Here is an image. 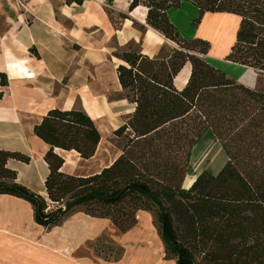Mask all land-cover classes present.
I'll return each instance as SVG.
<instances>
[{
    "label": "trees",
    "instance_id": "trees-1",
    "mask_svg": "<svg viewBox=\"0 0 264 264\" xmlns=\"http://www.w3.org/2000/svg\"><path fill=\"white\" fill-rule=\"evenodd\" d=\"M72 1L83 3L67 0ZM185 3L197 8L194 27L206 13L241 17L237 42L226 60L264 74V0H131L129 13L146 8V24L183 49L150 58L130 43L113 53L123 63L117 68L121 96L135 105L114 132L127 137L121 155L96 174L64 173L65 160L55 149L90 160L102 136L83 110L52 109L34 128L49 146L44 157L49 200L17 183V173L7 168L10 160L28 164L30 158L5 150H0V194L30 203L34 221L47 229L61 225L79 207L93 217L110 219L122 232L137 224L139 211L154 213L167 258L177 264H199L197 254L218 262L264 264V92L240 84L205 60L208 42L180 35L168 12ZM187 64L190 76L179 89L175 80ZM0 82L7 85L5 74H0ZM207 130L225 151L227 164L216 176L208 171L197 175L184 189L193 148ZM175 153L180 154L175 156L178 164L173 163ZM168 168L178 173V181ZM82 196L88 197L76 208L63 210ZM130 201H135L130 213L104 211ZM103 243L105 239L95 245L97 254L115 258V247Z\"/></svg>",
    "mask_w": 264,
    "mask_h": 264
},
{
    "label": "crops",
    "instance_id": "crops-1",
    "mask_svg": "<svg viewBox=\"0 0 264 264\" xmlns=\"http://www.w3.org/2000/svg\"><path fill=\"white\" fill-rule=\"evenodd\" d=\"M82 2L0 0V74H5L8 82L6 86L0 82V150L30 158L28 164L10 160L7 168L17 173V183L47 201L45 181L49 167L44 157L49 146L35 135V126L52 109H77L88 114L102 136L96 155L83 160L76 152L55 149L65 160L64 173L85 176L77 174L74 165L94 161L104 139L123 126L135 109V105L122 99L126 109L115 114L125 119L118 124L111 116L112 110L109 113L106 108L105 98L122 92L117 68L123 63L113 56L117 48L113 43L120 48L136 43L143 55L155 58L169 42L146 24V8L138 7L129 13L131 0ZM109 9L119 13L120 28ZM121 14L129 19H122ZM168 16L183 38L210 44L204 58L212 66L240 84L264 92V75L226 60L237 42L241 17L206 13L194 27L197 8L190 3L169 10ZM185 70L188 75L182 78ZM190 72L191 65L187 64L175 80L179 89L186 85ZM214 139L218 150H222L215 136ZM0 211V264H177L167 258L161 236L151 231L148 216L137 219L132 229L122 232L110 219L93 217L79 207L61 225L47 229L34 221L30 203L5 194H0ZM101 239L115 247V258L106 260L97 254L95 245Z\"/></svg>",
    "mask_w": 264,
    "mask_h": 264
},
{
    "label": "rangeland",
    "instance_id": "rangeland-1",
    "mask_svg": "<svg viewBox=\"0 0 264 264\" xmlns=\"http://www.w3.org/2000/svg\"><path fill=\"white\" fill-rule=\"evenodd\" d=\"M109 11L111 13V17L113 19V22L116 23L117 27L120 28L119 24L121 23V20H119V16H118L119 13H115V12L113 13V11L110 9H109ZM126 13H127V10H126ZM113 45H114V47L120 48L117 42H114ZM161 48H162L161 51H163L164 55L169 54V52L174 50V49L175 50H182L183 49L178 44L171 42V41L167 42L164 45V47H161ZM196 50L199 52L201 50V48L199 46H197ZM161 51H160V53H161ZM116 64H117V62H116ZM262 87H263V85H262ZM122 99L123 98L121 96V92H113L105 98L106 108L109 111V113H111V110H112L114 115L112 114L111 116H113L114 120H116L118 122V124H121L122 120L124 121V119H125L123 117V115H116L115 114L117 111H123L126 109V106L123 105L124 103L122 102ZM104 123H107V120L104 121ZM114 123H116V122H114ZM113 128H115V127H113ZM101 129L103 131H105L104 125L101 126ZM108 136H109L108 139H104L102 146L100 148V153L94 161L87 162V163L82 162L78 166L74 165L76 170H77L76 171L77 174H81V175H85V176L92 175V174L100 171L104 166L109 165L115 158L117 159L121 155L122 150H123L125 144L127 143V137L126 136L118 137L114 134L113 131ZM214 140L215 139H214V135L212 134V132L206 131L202 135L200 140L194 146V148H193L194 150L192 153L191 160L189 162L188 170L186 172V175L184 176V178H185L184 183H183L184 189L190 188L193 185V183L195 181L196 173H198L201 168L202 169L199 172V174L203 173L204 171H208L211 175L216 176L220 173V171L227 164V155H226L225 151H223V149L219 151L218 150L219 146L217 145V143L214 142ZM179 155L180 154L177 155L176 153L173 155V163L174 164H178V161H177L175 156H179ZM70 160H69V162H70ZM102 160H104V161H102ZM183 162H185L184 157H183ZM205 167H207V169H205ZM166 172L169 175H173L174 178H176V180L178 181L179 175H178V173H175L174 169L168 168ZM134 205H135V201L134 202L130 201V203L125 202L124 204L119 205L117 207H115V206H112L109 208L106 207V208H104V211H108L110 209L111 212H115L117 215H122V214L130 213L131 207H133ZM93 209H97L100 212V210H99L100 208L95 207ZM142 216H148L150 218V224H152V226H153V230H151V231L153 233L157 234L158 236H160L159 229H158L157 225L155 224L154 213H151V212H148L145 210H141L138 212L136 219L142 220ZM103 244L106 247L110 246L106 243H103ZM196 256H197L199 264H233V263L222 262V261L218 262V261H215L212 258L205 256V255H202V254H197Z\"/></svg>",
    "mask_w": 264,
    "mask_h": 264
},
{
    "label": "water",
    "instance_id": "water-1",
    "mask_svg": "<svg viewBox=\"0 0 264 264\" xmlns=\"http://www.w3.org/2000/svg\"><path fill=\"white\" fill-rule=\"evenodd\" d=\"M89 196H91V195H89ZM86 197H88V196H82V197L76 198L74 200H71L70 202H68L67 204H65L63 206V210L68 211V210H72V209L76 208L77 204L79 202H81L83 199H85Z\"/></svg>",
    "mask_w": 264,
    "mask_h": 264
},
{
    "label": "bare ground",
    "instance_id": "bare-ground-1",
    "mask_svg": "<svg viewBox=\"0 0 264 264\" xmlns=\"http://www.w3.org/2000/svg\"><path fill=\"white\" fill-rule=\"evenodd\" d=\"M190 14V13H189ZM184 21H185V19H184ZM187 25H188V23H187ZM184 29H186L185 27H184ZM116 68V67H115ZM17 71V70H16ZM19 71V70H18ZM187 75H188V72H187V70H185L184 72H183V74H182V78H186L187 77ZM13 77V76H12ZM12 77H11V79H12ZM16 79V78H15ZM25 79V78H24ZM101 79V78H100ZM104 83H105V81H104ZM93 87H94V85H93ZM91 104V103H90ZM92 105V104H91ZM91 108V107H90ZM97 108V107H96ZM43 117V116H42ZM41 122V121H40ZM104 159V158H103ZM102 161H104V160H102ZM1 212V211H0ZM140 217V216H139ZM26 220V219H25ZM143 224V223H142ZM1 228V227H0ZM144 229V228H143ZM36 230V229H35ZM38 230V229H37ZM33 231V230H32ZM40 231V230H39ZM135 232V231H134ZM40 233V232H39ZM139 233V232H138ZM30 236V235H29ZM38 236V235H37ZM31 237V236H30ZM47 237V236H46ZM33 239H35V238H33ZM38 241V240H37ZM151 253V252H150Z\"/></svg>",
    "mask_w": 264,
    "mask_h": 264
}]
</instances>
